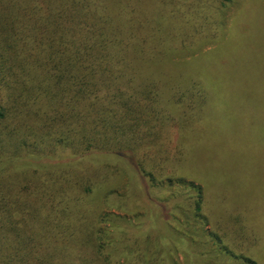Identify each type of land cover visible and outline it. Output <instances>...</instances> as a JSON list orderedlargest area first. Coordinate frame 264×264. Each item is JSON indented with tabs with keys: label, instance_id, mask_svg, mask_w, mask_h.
Listing matches in <instances>:
<instances>
[{
	"label": "trees",
	"instance_id": "obj_1",
	"mask_svg": "<svg viewBox=\"0 0 264 264\" xmlns=\"http://www.w3.org/2000/svg\"><path fill=\"white\" fill-rule=\"evenodd\" d=\"M233 1L165 0L163 7L156 0L148 5L143 3L149 0L7 2L0 23V130L10 120L12 124L6 128L0 157H7L5 149L15 143L21 153L13 158L52 156L66 158L74 166L60 176L38 175L48 187L39 189L48 194L46 212L35 209L31 221L43 218L53 227L42 243L30 234L20 237L29 248L21 260L26 264H175L174 248L162 239L136 232L125 219L95 212L84 197L92 192V182L82 164L92 155L127 153L125 157L152 187L177 177L173 168L185 157L177 141L183 145L189 120H181L185 124L181 127L176 112L182 102L183 114L194 108L190 98L203 91L194 89V82L187 89L179 88L181 75L175 79L173 69L162 63L175 67L176 54L220 39L223 14H218ZM244 2L226 47L231 54L235 47L255 52L264 48V5ZM203 18L208 19L207 26ZM34 188H26L33 201ZM198 188L192 206L202 215L204 192ZM15 203L23 213L28 207L25 200ZM104 221L109 230L101 234L99 225ZM23 222L30 221L23 217ZM7 224L14 223L8 220L2 226ZM143 225L135 226L148 227ZM213 235L224 251L220 264H257L235 252L221 232ZM236 242L235 247L244 249ZM249 249L246 246L245 253ZM188 264H193L191 259Z\"/></svg>",
	"mask_w": 264,
	"mask_h": 264
},
{
	"label": "rangeland",
	"instance_id": "obj_2",
	"mask_svg": "<svg viewBox=\"0 0 264 264\" xmlns=\"http://www.w3.org/2000/svg\"><path fill=\"white\" fill-rule=\"evenodd\" d=\"M10 1L0 0V23L6 15L3 8ZM156 1L163 7L165 0ZM256 1L264 5V0ZM244 3V0H234L218 14H223L220 39L200 42L195 49L176 54L175 67L162 63L165 68L173 69L175 79L178 74L183 75L177 79L179 88L187 89L194 82L197 85L194 89L203 91L193 98L189 96L195 103L194 108L183 114L182 102V108L176 112L181 127L185 119L189 120L183 145L177 141L185 156L173 168L177 177L164 179L152 187L126 158L127 153L126 157L92 155L82 164L88 168L92 182V192L84 193V197L95 212L99 211L101 217L115 215L125 219L136 232L143 230L162 239L174 248L175 264H188L190 259L193 264H220L224 251L214 232L225 235L233 244L224 240L225 243L235 252L264 264V48L255 52L235 47L231 49L232 54L226 49ZM166 15L163 10L161 16ZM203 20L207 26L208 19ZM11 124L12 120L0 130V150L8 134L6 128ZM20 151L12 143L5 149L10 156L0 157V196L4 197L0 199V264H26L21 259L29 248L25 249L20 237L30 234L42 243L51 232L52 224L43 218L31 221L35 209L42 207L46 212L43 206L46 207L48 194L39 189L48 187L43 181L45 178L40 182L38 175L48 176L53 172L60 176L74 168L66 158H13ZM197 186L204 192L202 215L192 206L197 201ZM26 188H34V201L27 197ZM16 200L27 202L24 213L16 208ZM23 217L30 222L24 224ZM8 220L14 224L2 226ZM140 222L148 227L135 226ZM99 227L101 234L109 230L105 221ZM235 240L244 249L250 246L249 252L245 253L240 245L235 247Z\"/></svg>",
	"mask_w": 264,
	"mask_h": 264
}]
</instances>
